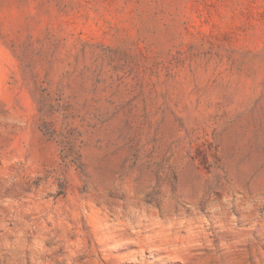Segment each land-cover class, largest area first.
<instances>
[{"label": "rangeland", "instance_id": "rangeland-1", "mask_svg": "<svg viewBox=\"0 0 264 264\" xmlns=\"http://www.w3.org/2000/svg\"><path fill=\"white\" fill-rule=\"evenodd\" d=\"M0 264H264V0H0Z\"/></svg>", "mask_w": 264, "mask_h": 264}]
</instances>
